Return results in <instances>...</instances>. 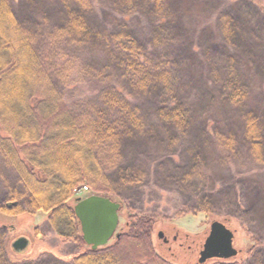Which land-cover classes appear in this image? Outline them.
<instances>
[{
	"label": "trees",
	"instance_id": "1",
	"mask_svg": "<svg viewBox=\"0 0 264 264\" xmlns=\"http://www.w3.org/2000/svg\"><path fill=\"white\" fill-rule=\"evenodd\" d=\"M57 2L56 24L45 29L21 20L11 0H0V127L5 133L0 135V158L17 176L14 183L4 182L7 193L0 212H45L52 232L64 244L79 248L71 264H177L161 256L154 241L157 221L170 219L137 213L127 205L125 217L127 189L138 188L148 177L141 165L126 161L128 152L157 138L191 137L198 145L192 177L201 173L204 155L216 151L232 157L245 152L253 164L264 167V88L261 107L250 98L254 78L263 74L259 79L264 81V60L245 38L238 13L217 14L222 41L211 40L200 54L191 46L180 16L187 0H112V10L123 17L150 13L152 32L142 40L125 22L114 29L91 22L96 0ZM239 47L247 54L244 49L237 54ZM89 48L104 54L101 67L80 59L79 50ZM198 60L208 67V84L191 100L187 93L193 82L189 86L183 74ZM81 81H93L96 92L68 103L71 85ZM137 96L154 98L150 114ZM212 108L224 113L215 116ZM211 117L215 124L208 122ZM84 185L91 195L120 201L119 214L127 224L125 232L97 250L86 245L75 215L79 198L74 190ZM229 192L202 190L197 202L174 218L214 215L221 198L222 204L235 203L234 210L241 211L246 197L241 196L244 203L237 206V193ZM259 193L264 197V189ZM7 233L1 225L0 264H19L9 259ZM261 245L247 249L237 262H206L264 264Z\"/></svg>",
	"mask_w": 264,
	"mask_h": 264
},
{
	"label": "rangeland",
	"instance_id": "2",
	"mask_svg": "<svg viewBox=\"0 0 264 264\" xmlns=\"http://www.w3.org/2000/svg\"><path fill=\"white\" fill-rule=\"evenodd\" d=\"M187 1L186 10H181L180 16L183 18V28L188 29V39H190L193 49L201 54L202 49L211 40L222 41L221 37H218L221 35V27L217 14L227 11L231 14L238 13L241 16L240 26L245 33V38L253 42L255 53H259V56L264 60V0ZM11 2L14 4L15 13L21 20H30L33 24L37 23L45 29L56 24L57 0H11ZM148 14L150 13L141 12L135 16L123 17L112 10V0H96L95 10L90 20L97 26L101 25L107 29H114L125 22L142 40L151 35L154 24ZM202 31L204 33L201 35ZM243 49L242 47L236 49L237 54H242ZM245 52L247 54V50ZM79 54L81 60L94 67H101L104 63V54L96 52L93 48L80 49ZM242 68L246 69V66L244 65ZM208 72L205 62L198 60L193 61L190 69L183 74V78L189 86L193 82L192 89L187 93L191 100H197L201 93L207 89ZM261 76L263 74H259V78ZM259 78H254L253 90L250 94L255 106L260 105L263 101L264 81ZM96 89L97 86L93 81H81L71 85L67 94L68 103L91 97ZM136 98L137 103L144 107L147 114H150L156 105L154 98L141 97V100L138 96ZM211 112H217L215 116L224 113L222 110L217 111L214 108L211 109ZM208 122L215 124L213 117L208 119ZM236 124L238 125V123ZM219 128L221 129V126ZM0 135L5 136L1 127ZM178 140H174V138L170 140L166 137L147 141L142 143L143 145L137 146L136 149L129 150L128 158L126 157L128 163L136 162L141 165L148 172V177L138 188L127 189L124 197L126 202L124 210L127 205L135 209L137 213H156L170 219V221L162 219L157 221L154 241L158 253L177 264H197L205 240L211 232V226L216 221L222 223L234 234V249L237 255L229 258V261L237 262L245 258L244 254L248 251L247 249L255 247L257 242L264 246V197L259 193L260 189H264V167L253 164L245 152L237 153L232 157L216 151L208 156L204 155L206 163L203 162L201 173L192 177L190 166L194 155L198 154V145L196 140L191 137L189 139L178 138ZM1 173L3 177L0 176V203L5 201L7 193L4 182L14 183L17 179L16 174L10 168L8 169L0 158ZM223 189L237 193L238 199L235 200L237 206L244 203L243 197H246L245 207L242 206L241 211H236L234 210L235 203L229 207L225 204L227 202L222 204L224 199L221 198L222 203L214 209V215L209 216L203 213L174 218L177 211L195 204L196 198L202 190L213 194ZM79 191H75L79 198L91 194L88 193L89 190L82 189L78 196ZM110 199L121 204L115 198ZM242 210L247 211V214ZM124 212L127 217L126 210ZM119 215L120 225L116 234L127 230V224L123 219L124 215L122 213ZM1 225L8 229L7 247L9 259L12 262L23 264L29 260L46 257L48 264H71L74 256L79 253V248L76 245L64 244L52 232L47 225L45 212L38 211L21 216H8L0 212ZM161 233H163V237L160 238ZM23 237L28 240V246L25 253L19 254L11 248V245ZM114 239L115 237L111 241Z\"/></svg>",
	"mask_w": 264,
	"mask_h": 264
},
{
	"label": "water",
	"instance_id": "3",
	"mask_svg": "<svg viewBox=\"0 0 264 264\" xmlns=\"http://www.w3.org/2000/svg\"><path fill=\"white\" fill-rule=\"evenodd\" d=\"M120 208V203L99 195L78 201L75 215L79 219L86 245L91 246L93 250L107 246L120 225ZM210 230L197 264H205L206 261L216 258L226 260L237 255L234 249V234L230 229L216 221ZM159 237H163V233ZM27 246L28 240L24 237L12 244V248L19 254L25 253Z\"/></svg>",
	"mask_w": 264,
	"mask_h": 264
},
{
	"label": "built area",
	"instance_id": "4",
	"mask_svg": "<svg viewBox=\"0 0 264 264\" xmlns=\"http://www.w3.org/2000/svg\"><path fill=\"white\" fill-rule=\"evenodd\" d=\"M84 190H87V187H84Z\"/></svg>",
	"mask_w": 264,
	"mask_h": 264
},
{
	"label": "flooded vegetation",
	"instance_id": "5",
	"mask_svg": "<svg viewBox=\"0 0 264 264\" xmlns=\"http://www.w3.org/2000/svg\"><path fill=\"white\" fill-rule=\"evenodd\" d=\"M168 243V242H167Z\"/></svg>",
	"mask_w": 264,
	"mask_h": 264
}]
</instances>
